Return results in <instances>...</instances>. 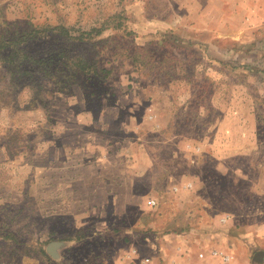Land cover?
I'll return each instance as SVG.
<instances>
[{
  "label": "rangeland",
  "instance_id": "1",
  "mask_svg": "<svg viewBox=\"0 0 264 264\" xmlns=\"http://www.w3.org/2000/svg\"><path fill=\"white\" fill-rule=\"evenodd\" d=\"M6 41L0 264H118L136 225L259 264L264 0H0Z\"/></svg>",
  "mask_w": 264,
  "mask_h": 264
},
{
  "label": "crops",
  "instance_id": "2",
  "mask_svg": "<svg viewBox=\"0 0 264 264\" xmlns=\"http://www.w3.org/2000/svg\"><path fill=\"white\" fill-rule=\"evenodd\" d=\"M147 202H148V200L146 201V203L143 204V206L139 207V210L136 209L137 212L139 211V213H142V214H140L141 218H142L140 221V227L141 228L144 227V223H145V220L143 219V218H145L144 213H145L147 208L150 209ZM125 228L126 229H123L122 231H120V233L115 234L118 237H127L128 238V242H127L128 245H127L126 249H124L122 251V253L119 255L120 258H127L128 257L127 258L128 262H131L132 264H157V263H160V261L156 259L157 253H154V250L156 248H158L157 242L154 240H153L154 242H152V240L147 238L145 236V234H143V233L141 234L140 232H138L139 226H137V225L133 226L132 228L125 226ZM182 240L183 239L181 238V239H178L177 241L181 242ZM182 243H183L182 247H184L186 250L189 251V249H190L189 247H190V245L192 246V244H190L188 242L186 243L185 240H183ZM152 248H153V250H152ZM178 251H183V250L180 249ZM160 253H161V255H160L159 259H161L162 261L164 260L165 264H184L186 262L185 261L186 255L183 257H181V255H178L179 256L178 258H174L172 260L171 259L169 260L166 252H163V250L160 249ZM163 256H165V257H163ZM189 256H191V255H189Z\"/></svg>",
  "mask_w": 264,
  "mask_h": 264
},
{
  "label": "built area",
  "instance_id": "3",
  "mask_svg": "<svg viewBox=\"0 0 264 264\" xmlns=\"http://www.w3.org/2000/svg\"><path fill=\"white\" fill-rule=\"evenodd\" d=\"M147 203L150 208H153L156 206V202L154 200H148ZM127 258H121L118 264H132L131 262H128ZM207 259L209 260L218 259L222 262V264H229V262L232 260V257L224 251L215 250V249L207 251L206 254L202 252L197 253V260L201 264H208Z\"/></svg>",
  "mask_w": 264,
  "mask_h": 264
},
{
  "label": "water",
  "instance_id": "4",
  "mask_svg": "<svg viewBox=\"0 0 264 264\" xmlns=\"http://www.w3.org/2000/svg\"><path fill=\"white\" fill-rule=\"evenodd\" d=\"M60 244L59 243H52L47 247V252L53 257H56V249L59 248ZM263 256L264 253L263 252H257L254 256H253V262L255 263H261L263 260Z\"/></svg>",
  "mask_w": 264,
  "mask_h": 264
},
{
  "label": "trees",
  "instance_id": "5",
  "mask_svg": "<svg viewBox=\"0 0 264 264\" xmlns=\"http://www.w3.org/2000/svg\"><path fill=\"white\" fill-rule=\"evenodd\" d=\"M49 29H53V28H49V27H48V30H49ZM56 29H58V28H56ZM59 29H60V28H59ZM61 30H62V32H64L63 29H61ZM10 43H12V41H6L5 44L0 43V49L3 48L4 45H5V46L10 45Z\"/></svg>",
  "mask_w": 264,
  "mask_h": 264
}]
</instances>
